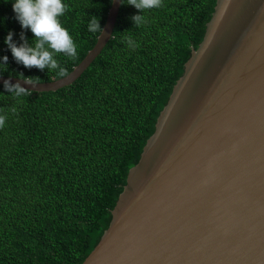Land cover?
Wrapping results in <instances>:
<instances>
[{
    "label": "trees",
    "instance_id": "16d2710c",
    "mask_svg": "<svg viewBox=\"0 0 264 264\" xmlns=\"http://www.w3.org/2000/svg\"><path fill=\"white\" fill-rule=\"evenodd\" d=\"M14 0H0V76L60 79L18 64L5 44L23 32ZM113 0H63L61 17L78 58L56 57L68 74L97 43ZM123 0L113 37L73 84L16 101L0 84V264H83L109 228L128 173L202 42L217 0H163L140 13ZM143 14L134 26L131 17ZM91 16L101 29L88 31ZM131 36L139 47L130 49ZM8 56L7 64L2 58ZM16 107L15 113L10 111Z\"/></svg>",
    "mask_w": 264,
    "mask_h": 264
},
{
    "label": "water",
    "instance_id": "95a60500",
    "mask_svg": "<svg viewBox=\"0 0 264 264\" xmlns=\"http://www.w3.org/2000/svg\"><path fill=\"white\" fill-rule=\"evenodd\" d=\"M113 0L76 82L112 39ZM83 264H264V0H217L198 48Z\"/></svg>",
    "mask_w": 264,
    "mask_h": 264
},
{
    "label": "clouds",
    "instance_id": "9594fccd",
    "mask_svg": "<svg viewBox=\"0 0 264 264\" xmlns=\"http://www.w3.org/2000/svg\"><path fill=\"white\" fill-rule=\"evenodd\" d=\"M127 4L134 6L140 13H144L162 7L163 0H128ZM68 10V6L63 3V0H14L13 11L16 14V19L23 29H30L34 36V43L30 45L22 32L20 39L24 42L19 46L13 40L14 33L9 32L5 38V44L18 64L29 69L35 67L41 71H54L61 78L68 75L67 69L61 66L56 59L60 54L72 60L78 58L77 44L60 19ZM131 20L134 26L145 22L143 14L133 15ZM101 28L100 20L96 16H91L88 22V31L95 33ZM125 42L132 50L139 47V44L131 36H127ZM2 62L7 64L8 56H4ZM24 82L31 86L39 85L31 78H24ZM3 87L5 92L10 93L16 101H20V98L31 92L28 88L21 86L19 82L13 84L10 80H5ZM10 111L15 113L17 109L13 106ZM6 119V115L0 114V129L5 127Z\"/></svg>",
    "mask_w": 264,
    "mask_h": 264
}]
</instances>
